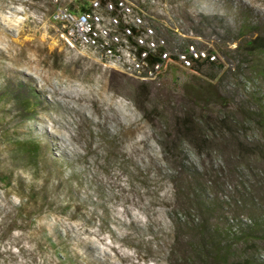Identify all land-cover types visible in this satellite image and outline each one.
Here are the masks:
<instances>
[{
    "label": "rangeland",
    "instance_id": "rangeland-1",
    "mask_svg": "<svg viewBox=\"0 0 264 264\" xmlns=\"http://www.w3.org/2000/svg\"><path fill=\"white\" fill-rule=\"evenodd\" d=\"M90 1L0 0V264H222L178 187L198 175L220 230L258 200L260 164L239 150L264 141V55L245 49L264 43V0H131L218 57L157 81L69 45L59 12ZM255 253L264 261V243Z\"/></svg>",
    "mask_w": 264,
    "mask_h": 264
},
{
    "label": "built area",
    "instance_id": "built-area-1",
    "mask_svg": "<svg viewBox=\"0 0 264 264\" xmlns=\"http://www.w3.org/2000/svg\"><path fill=\"white\" fill-rule=\"evenodd\" d=\"M148 5L147 1L91 0L77 13L61 10L59 18L70 46L144 81H157L170 70H194L201 63L218 61L213 50L188 40L179 26L162 22L163 9L151 12ZM170 34L177 41L169 39Z\"/></svg>",
    "mask_w": 264,
    "mask_h": 264
},
{
    "label": "trees",
    "instance_id": "trees-1",
    "mask_svg": "<svg viewBox=\"0 0 264 264\" xmlns=\"http://www.w3.org/2000/svg\"><path fill=\"white\" fill-rule=\"evenodd\" d=\"M245 49L256 55H264V43L260 38L254 40H248L245 43ZM208 65H215V63H201L194 70ZM260 73L263 74L264 68H260ZM203 102L205 106L211 104H219L220 96L215 90L214 84H208L205 87L203 93ZM260 110L258 114V121L264 127V101L260 102ZM206 110V108L204 109ZM207 117V116H206ZM205 116H201L197 119V122L203 124L206 119ZM251 120H254L253 116H250ZM218 118L215 117L213 121L218 124ZM222 122V120H220ZM224 122V121H223ZM197 124V123H196ZM192 124L195 129H187L186 134L195 138L196 136L204 137L203 128L198 124ZM234 138V136H232ZM231 137V138H232ZM232 138V139H233ZM193 141V140H192ZM194 143V142H193ZM251 152H243L239 150L240 160L245 163L248 169L251 170V162L253 158L260 165L253 168L255 176L264 175V141L258 145H254ZM30 155H34L33 159L37 163L40 161L39 152L34 151ZM253 157V158H251ZM185 185L182 184L178 187V194L181 195V191L187 192L188 200L184 201L183 208L190 210L195 208L199 217V223L193 226L195 233H199L205 241L208 242L207 246L213 250V252L219 255L218 259L222 264H264L263 260L256 259V249L259 243H264V186L259 187L257 183H254L251 187L258 191V200L255 201L249 197L242 198L246 202L245 206L239 207L241 210H245L244 218L241 219L238 216H234L231 219V223L227 220L225 223V230H220L222 222L217 216L220 205L216 201V198H212L210 202L206 201L202 195L204 190L201 182L194 172L188 175ZM262 182L263 179H262ZM264 185V183H263ZM193 206V207H192ZM219 220V221H218ZM190 221V220H189ZM194 222L195 220H191ZM228 225V226H227Z\"/></svg>",
    "mask_w": 264,
    "mask_h": 264
}]
</instances>
